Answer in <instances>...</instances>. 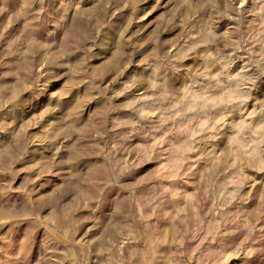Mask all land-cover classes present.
<instances>
[{
  "label": "rangeland",
  "instance_id": "rangeland-1",
  "mask_svg": "<svg viewBox=\"0 0 264 264\" xmlns=\"http://www.w3.org/2000/svg\"><path fill=\"white\" fill-rule=\"evenodd\" d=\"M0 264H264V0H0Z\"/></svg>",
  "mask_w": 264,
  "mask_h": 264
}]
</instances>
